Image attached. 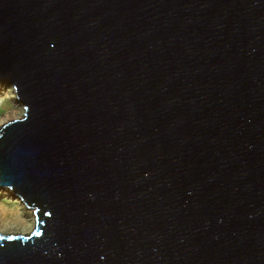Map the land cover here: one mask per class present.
I'll list each match as a JSON object with an SVG mask.
<instances>
[{
	"label": "water",
	"instance_id": "water-1",
	"mask_svg": "<svg viewBox=\"0 0 264 264\" xmlns=\"http://www.w3.org/2000/svg\"><path fill=\"white\" fill-rule=\"evenodd\" d=\"M0 264H264V0H0Z\"/></svg>",
	"mask_w": 264,
	"mask_h": 264
},
{
	"label": "bare ground",
	"instance_id": "bare-ground-1",
	"mask_svg": "<svg viewBox=\"0 0 264 264\" xmlns=\"http://www.w3.org/2000/svg\"><path fill=\"white\" fill-rule=\"evenodd\" d=\"M8 86V87H4ZM0 127L13 119L23 116L24 104L17 100V93L13 85H6L0 81ZM23 105V106H22ZM0 233L26 235L34 227V216L24 204L12 196L7 189L0 187ZM30 213L27 215V213Z\"/></svg>",
	"mask_w": 264,
	"mask_h": 264
},
{
	"label": "rangeland",
	"instance_id": "rangeland-1",
	"mask_svg": "<svg viewBox=\"0 0 264 264\" xmlns=\"http://www.w3.org/2000/svg\"><path fill=\"white\" fill-rule=\"evenodd\" d=\"M4 87H8V86H5V85H4ZM0 93H1V91H0ZM22 106H23V105H22ZM0 200H2V199H0ZM26 213H27V215H29V214H30V213H28V212H26Z\"/></svg>",
	"mask_w": 264,
	"mask_h": 264
}]
</instances>
